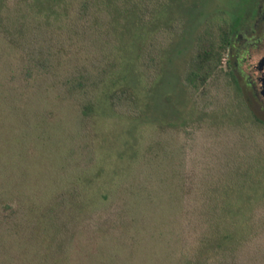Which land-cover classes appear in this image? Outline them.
Wrapping results in <instances>:
<instances>
[{
	"label": "trees",
	"instance_id": "trees-1",
	"mask_svg": "<svg viewBox=\"0 0 264 264\" xmlns=\"http://www.w3.org/2000/svg\"><path fill=\"white\" fill-rule=\"evenodd\" d=\"M243 2L201 17L188 110L148 125L162 55L205 0H0V264H264V105L243 110L221 68ZM102 108L134 123L122 173L97 151Z\"/></svg>",
	"mask_w": 264,
	"mask_h": 264
},
{
	"label": "rangeland",
	"instance_id": "rangeland-1",
	"mask_svg": "<svg viewBox=\"0 0 264 264\" xmlns=\"http://www.w3.org/2000/svg\"><path fill=\"white\" fill-rule=\"evenodd\" d=\"M191 1L183 0V3L187 5ZM253 1L244 0L243 6L245 4L246 6L250 5L253 9L255 6V14L252 17H248L241 24L238 32L233 37L232 46L225 50L221 61L222 70L228 72L229 69H233L240 84L241 94L244 99V103H242L243 110H246V105L251 106L250 104L255 95L254 92H257L250 65L264 56V0H256V5ZM234 5L235 0H205L204 6L201 8L202 16H196L197 18L192 25H189L188 32L183 33L185 35L183 38H180L181 36L174 37L172 44L174 51L171 56L167 55V53L162 55L164 61L163 72L152 85V96L145 98V101L150 104V114L147 117L148 119L145 120L148 125L155 123V120L166 122L169 119L178 118V116L182 117L181 110L183 112L184 109L185 111L188 110L187 104L182 106V100H185L184 102L186 103L188 100L186 101L185 98L180 96L183 91L180 90L182 88L181 79L194 50L195 38L203 22L201 17L207 16L212 19L221 17L230 21ZM173 15L169 16L164 13L162 20L166 19L168 21ZM176 16H180V14L175 13L174 17ZM132 52H134L133 49ZM168 59L170 60L168 61ZM166 74L167 76L171 74L173 77L167 79ZM166 80H170V82L167 83ZM170 83H173V85L170 86ZM244 83L248 84V86H244ZM213 84L214 87L211 92L224 95L226 92L224 78L220 77ZM229 85L231 99L238 97L239 95L233 82H230ZM165 110H168V112H165ZM172 111H176L174 115ZM133 125L134 123L131 120L118 116L105 108L99 110L95 117L98 154L107 166L118 173H122L128 168L131 159L136 138V130H133Z\"/></svg>",
	"mask_w": 264,
	"mask_h": 264
},
{
	"label": "water",
	"instance_id": "water-1",
	"mask_svg": "<svg viewBox=\"0 0 264 264\" xmlns=\"http://www.w3.org/2000/svg\"><path fill=\"white\" fill-rule=\"evenodd\" d=\"M257 86V94L264 105V56L250 65Z\"/></svg>",
	"mask_w": 264,
	"mask_h": 264
},
{
	"label": "flooded vegetation",
	"instance_id": "flooded-vegetation-1",
	"mask_svg": "<svg viewBox=\"0 0 264 264\" xmlns=\"http://www.w3.org/2000/svg\"><path fill=\"white\" fill-rule=\"evenodd\" d=\"M233 43V42H232ZM232 46V45H231ZM253 90L255 91V89L253 88ZM254 94H255V96L258 98V100H260L259 99V97H258V94H257V92H254Z\"/></svg>",
	"mask_w": 264,
	"mask_h": 264
}]
</instances>
